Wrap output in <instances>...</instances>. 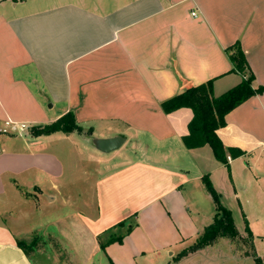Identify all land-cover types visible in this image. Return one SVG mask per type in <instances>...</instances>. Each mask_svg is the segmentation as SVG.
<instances>
[{
	"label": "crops",
	"instance_id": "obj_1",
	"mask_svg": "<svg viewBox=\"0 0 264 264\" xmlns=\"http://www.w3.org/2000/svg\"><path fill=\"white\" fill-rule=\"evenodd\" d=\"M235 44L253 88L264 87V0H0V264H44L17 246L32 233L22 219L60 207L44 235L64 264L210 259L215 245L173 262L213 220L203 176L232 217L264 203V91L216 131L244 153L227 156L229 171L210 147H184L191 110L165 114L161 103L210 80L215 97L237 86L226 52ZM68 112L91 136L2 133L7 121L32 128ZM114 137L124 143L110 153L91 143ZM82 151L95 165L89 199L70 171ZM124 220L132 231L102 252L99 236Z\"/></svg>",
	"mask_w": 264,
	"mask_h": 264
},
{
	"label": "trees",
	"instance_id": "obj_2",
	"mask_svg": "<svg viewBox=\"0 0 264 264\" xmlns=\"http://www.w3.org/2000/svg\"><path fill=\"white\" fill-rule=\"evenodd\" d=\"M226 52L232 64L231 72L242 77L241 82L237 86L215 97L212 89L213 81L210 80L198 86L188 87L182 93L165 100L161 103V109L165 114H170L182 108L190 109L192 119L187 125L188 133L181 139L184 147L188 150L204 146L210 147L214 158L229 171L227 156L235 159L243 156L244 153L237 148L224 147L216 135V131L225 126V116L228 113L249 98L261 94L264 91V87L253 88L254 77L250 72L239 44L227 48ZM30 131L34 137L48 136L58 132L64 134L77 133L89 137L92 133L91 129L86 132L83 131L82 127L76 122L72 112L64 114L52 123L34 126L30 128ZM202 184L214 205L213 220L198 234L190 246L176 255L173 261H179L190 253L211 246L221 238L230 240L243 239L234 225L231 211L222 205L220 195L213 188L208 176L202 177ZM126 224L127 220L121 221L99 236V247L102 252H105V248L110 244L122 243L124 237L133 229V225L128 226ZM122 229H125L124 232H121ZM244 234L247 236L244 241L248 243L251 250L248 257L252 259L253 264H264V257L261 258L255 253L254 237L246 221ZM36 239H32L29 247L33 248L37 241ZM17 246L28 254V249L24 242L17 241Z\"/></svg>",
	"mask_w": 264,
	"mask_h": 264
},
{
	"label": "rangeland",
	"instance_id": "obj_3",
	"mask_svg": "<svg viewBox=\"0 0 264 264\" xmlns=\"http://www.w3.org/2000/svg\"><path fill=\"white\" fill-rule=\"evenodd\" d=\"M28 133H31V131ZM75 158L78 161L74 162V164L79 163V167L76 169H70V171L75 170L74 172L77 174H75V176L73 177L79 182L77 186L85 192L84 197L89 199L92 194L91 184L93 182V171L95 165L94 163H92V161H90V159H88L86 152L80 153V155L77 154ZM82 172H87L89 174L92 172V176L87 178V182H85L84 178H80L82 177ZM70 174L72 175L74 173L72 172ZM67 176H69V170L68 172H66V178ZM245 199L246 198L243 197V201H245ZM74 203L76 207H78L79 200H74ZM245 208L246 211H248V217L246 219L242 217L240 211H238L237 209L234 210V225L239 232L244 233L245 221L247 222L248 228L254 235L256 254L259 257H264V203L251 200V202H246ZM250 208H252V210ZM29 213L32 214V212ZM64 213H66L65 207H60L57 209H43L38 214L33 213L32 215H27V217L22 219V227L26 228L29 231L31 230L30 232H32L31 234L29 233V235L27 236L29 240L23 242L25 243L28 249V255L34 262L37 263L41 259L44 264H51L54 261L60 264H64V251L60 253L61 244L56 241L49 240V237L44 235L47 230L50 232H55L54 227L52 225L46 226V223L48 221H54L53 219H55L57 215H63ZM35 237L37 238V241L33 248H31L29 247L31 242L30 240ZM242 237L243 239L241 240L238 238L235 240H230L226 238L219 239L217 242L211 245L215 246L213 247L210 259L207 258L205 260H197L191 264H216L214 263V256L220 257L219 262L222 264H252V260L247 259L248 255L251 252L248 243L244 241L247 239V236L246 234H243ZM38 239H41V241H39ZM59 253L60 255H58Z\"/></svg>",
	"mask_w": 264,
	"mask_h": 264
},
{
	"label": "water",
	"instance_id": "obj_4",
	"mask_svg": "<svg viewBox=\"0 0 264 264\" xmlns=\"http://www.w3.org/2000/svg\"><path fill=\"white\" fill-rule=\"evenodd\" d=\"M91 143L96 150L102 153H110L118 150L124 143V139L122 137L92 139Z\"/></svg>",
	"mask_w": 264,
	"mask_h": 264
},
{
	"label": "built area",
	"instance_id": "obj_5",
	"mask_svg": "<svg viewBox=\"0 0 264 264\" xmlns=\"http://www.w3.org/2000/svg\"><path fill=\"white\" fill-rule=\"evenodd\" d=\"M192 16H195V13H191ZM29 126L27 124L24 123H14V122H5L4 128L2 130V133L5 134H17V135H21L25 132H27L29 130ZM228 160L230 158H227Z\"/></svg>",
	"mask_w": 264,
	"mask_h": 264
}]
</instances>
